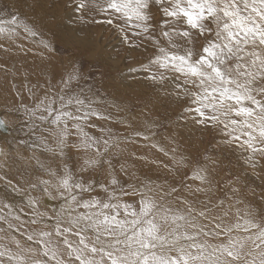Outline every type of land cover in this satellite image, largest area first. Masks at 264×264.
Instances as JSON below:
<instances>
[{
  "label": "snow or ice",
  "instance_id": "6c2138e0",
  "mask_svg": "<svg viewBox=\"0 0 264 264\" xmlns=\"http://www.w3.org/2000/svg\"><path fill=\"white\" fill-rule=\"evenodd\" d=\"M74 10L79 23L114 24L123 42L133 48L139 46L135 39L150 41L155 55L139 69L129 71L142 69L149 73V79L160 82L166 79L163 72L175 74L174 94L190 103L184 108L189 120L219 127L227 137L224 143H237L248 153L246 162L253 167L256 155L264 158V0H74ZM100 14L108 18L97 20ZM18 29L29 36L37 35L17 14L0 18V36L12 38L19 34ZM194 33L203 38L199 48ZM42 43L49 47L46 41ZM153 67L162 72L153 73ZM79 79V70L73 67L62 76L61 88L56 92L49 88L29 115L39 112L38 119L50 125L43 143L50 139L61 156L69 138H77L72 147L85 153L80 172L107 165L108 182L99 185L105 198L91 195L96 182H86L67 166L62 172L47 169L51 178H38L29 188L47 198H62L64 203L51 217L34 211L30 222L35 225L49 219L52 230L45 225L27 235L37 247H23L15 237V252L0 244V264H4L5 256L9 264H264V215L251 206L235 207V219L229 222L233 206L214 214L217 205L211 201L201 202L200 208L181 197L177 199L183 207L166 203L165 197L178 191L167 182L159 185L147 180L123 187L111 159L106 158L118 146L119 138L111 129L101 128L99 137L86 131L97 126L92 118L99 121L111 117L87 97L66 92ZM7 128L0 114V129ZM135 135L148 139L141 131ZM48 151L54 149L49 147ZM172 159L175 166L189 169L192 179L211 185L206 164L182 154L177 158L175 149ZM206 190L210 189H195ZM157 191L162 194L157 196ZM129 196L138 199L129 203L124 199ZM40 200L28 195V204L34 209ZM242 203L236 200V205ZM223 206L220 200L218 207ZM4 219L0 215V220Z\"/></svg>",
  "mask_w": 264,
  "mask_h": 264
},
{
  "label": "rangeland",
  "instance_id": "374dc122",
  "mask_svg": "<svg viewBox=\"0 0 264 264\" xmlns=\"http://www.w3.org/2000/svg\"><path fill=\"white\" fill-rule=\"evenodd\" d=\"M9 13L19 15L22 20L32 27V24L26 17L9 6V4L0 0V18L7 19ZM153 13L157 15V18H159V14L156 12L155 8L153 9ZM77 15L78 13L73 14V20L71 21L73 25L76 24L75 22L77 21ZM107 18L108 17L104 14L96 16L97 20H105ZM79 24L83 28H89L90 31H94L91 28V25H98L96 23H91V25H88V27L86 24ZM109 29L111 31L113 30L114 32V35L112 34L113 36L110 39L118 40L120 38V42L115 46L113 55L117 58H121V56H123V58L126 57L125 61L128 62L127 64L133 65L128 66V68H138V66H134L133 64V61L136 57L131 55L133 54V51H131V48L133 49V47L123 42L122 35L117 31L114 24L111 25ZM33 30L36 29L33 28ZM18 33L19 34L17 36H22L21 38H24L23 29H18ZM83 34L87 35L86 32ZM39 35L40 34H37L36 37L40 38ZM156 35L163 44L164 40L162 37H159V32H157ZM87 37L90 38L92 36L87 35ZM28 39L33 41V39L29 36ZM50 43L55 49L54 53L57 56L56 60H54L55 64L57 63V66L59 64L62 65V67H59L62 75L68 71H71L73 67H76L79 70L80 79L78 81L72 82L70 89L66 90L67 94L87 97L93 102L94 106L99 107L106 116L111 117L108 120L99 121H97L95 118H92L97 126L95 128L88 127L86 128V131H88L91 135H97V137H99L102 134L101 128L103 126L104 129H111L113 135L119 138L118 146L114 147L106 158L111 159L115 172L117 171V173H120H118L116 176L117 178L119 177L118 179L120 180L123 187L127 188V185L129 184H139L146 182L147 180H151L155 184L159 185H163L165 182H167L168 186L175 187L178 189V191L173 193L171 196L165 197L166 203L171 204L173 207H183V205L177 199V197H181L192 202L195 207L200 208L201 202H203V204H208V201H211V205H217L214 214L228 210L229 206H233L232 210L229 212V222L235 219L233 215L235 207H240L243 209L245 206H251L252 208L258 210L261 215H264V165H259L261 164L260 162L262 161V158L259 155H256L254 158L256 163L255 167H253L251 164L246 162L248 153L244 149L240 148L237 143H224L227 137L219 127H205L197 125L191 120V122L188 121L187 123V120L189 119L184 113V108L191 105L186 99H177L175 96L174 86L177 82L175 74L171 72H163L166 79L162 82L149 79V73L145 72L144 70H138L136 72H130L128 70L125 78L124 76L114 77L115 72L108 70V67L103 65L105 63L100 60L94 61L92 58L88 57L87 53L80 55L75 50L61 47V45L56 44L57 42H49L48 45H50ZM134 43L139 45L138 47H135V49L137 48L140 54L142 53V50L147 52L148 59L155 55V46L150 41L135 39ZM180 43H183V41H180ZM194 43L195 46L199 48L200 44L203 43V38L196 37L194 33ZM146 47H150L153 50L155 49V52L147 51ZM32 69H35V67ZM37 70L39 71V67ZM152 72L160 73L162 70L153 67ZM139 77H147L150 84L152 83L151 86L153 88L156 87V90H159L158 93L160 94V98L156 99L159 104H157L156 100L146 101V96H142L140 94L136 95V93L134 94V91L132 87H130L128 81H133ZM9 80L11 82V77ZM158 85H160V87ZM34 87L37 89L35 92L36 96L40 95L41 91L46 92V85L43 84V82L41 84L39 83V85L36 84ZM56 88L57 91L61 88L60 82L57 83ZM29 99L32 100V95H29ZM169 100H172L174 103L168 102ZM36 102L31 104L35 106ZM37 114L40 115L39 112ZM184 122L187 124L190 123V125H195V131L199 132L197 134L198 136H196V143L192 142V144H188L187 141L184 140L185 137L182 135L184 125H186L182 124ZM44 129L46 132V130L50 129V125H44ZM93 130L94 132L91 133ZM137 131L143 132V134L148 137V140H145L143 136L137 137L135 135V132ZM37 132L39 136L41 133L40 129L37 128ZM186 132L188 131L186 130ZM74 137L75 136H72L70 138L74 139ZM76 142L78 141H75L74 143ZM72 145L73 144L70 146L68 145L69 150H71ZM45 146L47 149L49 147L54 149L52 152L48 150H41V152L46 155L52 153V157H48L46 159L47 165L45 167L48 169L50 165L52 170L62 172L65 167H61L60 163H58V161L55 159V155L57 153L55 144L49 140L47 145H43V147ZM229 147L231 148V151L235 150L236 154L234 156L228 154ZM161 149H163V151H161ZM173 149L176 150L177 158H179V156L182 154L189 159L199 160L202 165L206 164L209 168V173L212 180L211 185H202L199 181L191 178V171L189 169L175 166L172 159ZM79 152L80 157L83 160L85 153L82 151ZM165 153H167V155ZM68 154L69 152L66 155ZM121 165H124L123 171H121ZM245 171L248 173H244ZM50 178L51 177H49V179ZM83 178L86 182H96L94 185L95 190L91 193V195H94L98 190H102L99 187L100 184L107 183L106 180L109 178L108 167L107 165H104L101 168L89 170L85 172ZM105 178L107 179L105 180ZM198 187L210 190L196 192L195 189ZM232 189H238L239 191L233 193ZM164 191H168V188L165 187ZM37 192H39V195L42 194V192L39 190H37ZM161 194L162 193L159 191L156 192L157 196ZM84 196L85 198H88L89 194L85 193ZM97 196L101 197V199L105 198L104 193ZM126 198H131L129 203H135L136 199H138L132 196L124 197L125 200ZM134 198L136 199L134 200ZM237 199L242 200L243 203L236 205ZM220 200L224 201L223 208L218 207ZM22 205L25 204L22 202L20 203V206ZM5 210L8 211L7 208ZM8 217L12 220L15 219L12 218V216ZM203 222L206 223V221ZM90 234L91 233H89V235ZM0 241L2 242V240ZM27 246L29 247L28 244L23 245V247ZM12 250L15 252L16 248H12ZM4 264H9V261L5 259Z\"/></svg>",
  "mask_w": 264,
  "mask_h": 264
},
{
  "label": "bare ground",
  "instance_id": "6f19581e",
  "mask_svg": "<svg viewBox=\"0 0 264 264\" xmlns=\"http://www.w3.org/2000/svg\"><path fill=\"white\" fill-rule=\"evenodd\" d=\"M2 1L9 4V6L26 17L32 24V27L38 30L34 31L40 34V38L36 37L37 35L29 36L24 31V38H21L22 36H14L12 38L0 36V114H3L8 123L7 129H0V149L3 150L2 153H0V202H2L0 208L3 209L0 215L6 216L4 220H0V240H2L0 244L6 247H10L11 245L12 248H15L12 240V238L15 237L20 240L22 246L28 244L31 247H37L33 242L27 240V235L35 230L44 229L45 225L48 226L47 230H52L53 222L49 219H44L40 223L35 225L32 224L30 221L34 218V211L46 213L47 216L51 217L54 214V210H58L64 203L62 198H47L43 196V193L39 195V192H33L29 188V184L37 182L38 178L49 179L50 176L45 166L47 165L46 159L52 157V153L46 155L41 152V150H48L46 146L43 147V145H45V143H43V138L48 136V132H45L44 125L48 126V123L41 122L38 119L39 114L36 116L29 115V110L34 108L32 104L38 101L45 93L41 91L40 95L36 96L35 92L37 89L34 86L43 82V84L46 85V91L51 88L52 91L56 92L57 83L60 82L63 76L59 68L62 67V65L59 64L57 66V63L55 64L54 61L57 57L54 53L55 49L52 47L51 43L49 48L45 47L42 41H46L47 43L57 42L56 44L61 45V47L75 50L80 55L87 53L88 57L92 58L94 61L100 60L105 63L103 65L107 66L108 70L115 72L114 77L124 76L125 78L126 73L130 69L128 66L133 65L127 64L128 62L125 61L126 57L123 58V56H121V58H117L113 55L115 46L120 42V38L118 40L110 39L114 35L113 30L111 31L109 29L111 25L103 23L94 26L91 25L90 22L86 24L87 26H92L91 28L94 31H90L89 28H83L77 21L74 25L71 23L73 14L76 13L74 10V0ZM84 32L92 37L88 38L87 35L83 34ZM28 36L35 42L28 39ZM146 49L147 51L155 52V49L153 50L150 47H146ZM131 51H133L131 55L133 57L136 56L133 61L134 66H138L139 68L141 64H145L147 60H149L147 58L148 54L144 50H142L141 54L137 48H131ZM33 67H35V69H32ZM38 67L39 71L37 70ZM10 77L11 82L9 80ZM140 77L133 81H128L134 94L146 96V101H154L160 98V94L158 93L159 90L151 86L152 83L150 84L148 81L149 79H147V77ZM158 86L160 87V85ZM29 95H32V100L29 99ZM168 102L173 101L169 100ZM157 104H159L158 101ZM188 121L190 120H187V123ZM187 123H182L186 124L182 130V135L185 137L184 140L187 141L188 144H192V142L196 143V136H198L197 134L199 132L195 131V125ZM37 128L40 129L42 133H40L39 136L37 134ZM186 130L188 132H186ZM92 132H94V130L91 131V133ZM75 141H77V138H69L67 146L64 148L63 157L59 155V149H57L55 159L60 163L61 167L67 166L72 172L83 177L85 172L79 171L82 164L80 152L73 147L69 150L68 147V145L70 146ZM228 150V154L233 156L236 154L235 150L231 151L230 147ZM68 152L69 154L66 155ZM261 160V164L259 165H264V158ZM41 165H43V167H41ZM118 173L116 171L115 175ZM244 173L248 172L245 171ZM106 179L107 178H105V180ZM107 180L106 182H108ZM14 187L20 190L14 191ZM25 192L28 194H25ZM103 193V190H98L94 195L97 196ZM28 195L41 197L38 209H34L28 204ZM136 198H134V200ZM126 200L129 202L131 198H126ZM22 202L25 205L20 206ZM4 204L10 205V208H7L8 211L5 210ZM17 215L20 217L19 220L16 219ZM8 216H12V218L16 220L9 219ZM36 218L39 219V217ZM54 239H56V237H54ZM70 239L75 241L76 238L70 237ZM2 259L5 263L7 257L5 256Z\"/></svg>",
  "mask_w": 264,
  "mask_h": 264
}]
</instances>
